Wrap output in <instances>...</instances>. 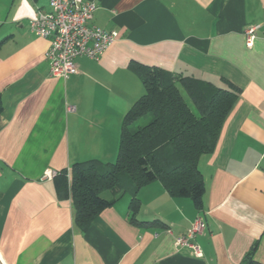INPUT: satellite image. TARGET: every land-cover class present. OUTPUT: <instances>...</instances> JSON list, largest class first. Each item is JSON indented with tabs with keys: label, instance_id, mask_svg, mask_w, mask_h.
<instances>
[{
	"label": "crops",
	"instance_id": "obj_1",
	"mask_svg": "<svg viewBox=\"0 0 264 264\" xmlns=\"http://www.w3.org/2000/svg\"><path fill=\"white\" fill-rule=\"evenodd\" d=\"M49 0L0 2V255L7 264H264V0H90L89 25L118 33L98 59L79 56L66 78L49 73L47 39L29 29ZM255 25L251 47L244 29ZM131 61L188 74L239 96L215 149L198 159L203 204L169 196L159 181L128 193L83 232L46 170L117 156L121 123L144 93ZM201 256L177 248L195 217ZM142 221L152 224H143ZM169 230L170 232H168Z\"/></svg>",
	"mask_w": 264,
	"mask_h": 264
},
{
	"label": "trees",
	"instance_id": "obj_2",
	"mask_svg": "<svg viewBox=\"0 0 264 264\" xmlns=\"http://www.w3.org/2000/svg\"><path fill=\"white\" fill-rule=\"evenodd\" d=\"M129 68L141 80L144 93L120 122L115 160L77 161L69 171L61 170L53 176L55 190L59 196L70 198L74 223L83 232L101 210L112 206L124 193L130 195L129 221L141 222L136 217L138 192L153 181H159L169 196L190 198L194 207L201 209L205 186L198 158L215 149L223 122L239 96V88L229 81L227 87H221L192 75L134 61ZM2 109L0 101V112ZM105 191L110 194L103 196ZM258 243L259 239L241 264H259L253 260Z\"/></svg>",
	"mask_w": 264,
	"mask_h": 264
},
{
	"label": "built area",
	"instance_id": "obj_3",
	"mask_svg": "<svg viewBox=\"0 0 264 264\" xmlns=\"http://www.w3.org/2000/svg\"><path fill=\"white\" fill-rule=\"evenodd\" d=\"M96 4L90 0H49L48 8L37 9L36 16L29 20L30 31L49 41L44 53L49 73L55 77L66 78L76 74L78 67L75 59L86 56L98 59L118 37L115 31H107L95 25H89ZM255 25L244 29L245 45L251 47L256 36ZM56 171L46 170L44 177H53ZM201 216L190 222L187 231L175 237L177 248L186 247L195 256H201V250L195 242L197 234L204 228ZM170 232L169 230H167ZM0 264H7L0 255Z\"/></svg>",
	"mask_w": 264,
	"mask_h": 264
},
{
	"label": "rangeland",
	"instance_id": "obj_4",
	"mask_svg": "<svg viewBox=\"0 0 264 264\" xmlns=\"http://www.w3.org/2000/svg\"><path fill=\"white\" fill-rule=\"evenodd\" d=\"M3 0H0V2H2ZM180 91H181V95H183L184 96V98H185V100H186V102L188 103V105H189V107H191L192 109L194 108L192 105V102L190 101V99H189V97L187 96V95H185V92H184V90L182 89V88H180ZM110 193H109V191H105L104 193H103V196L104 195H109Z\"/></svg>",
	"mask_w": 264,
	"mask_h": 264
}]
</instances>
